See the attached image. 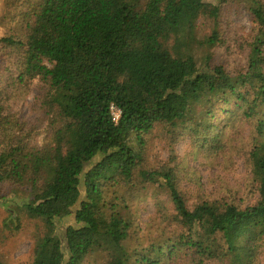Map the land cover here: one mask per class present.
I'll return each mask as SVG.
<instances>
[{"label": "trees", "instance_id": "obj_1", "mask_svg": "<svg viewBox=\"0 0 264 264\" xmlns=\"http://www.w3.org/2000/svg\"><path fill=\"white\" fill-rule=\"evenodd\" d=\"M215 1L218 12L231 0ZM238 1L254 28L241 43L246 65L234 74L212 62L215 50L229 46L218 14L206 19L203 0H146L134 15L128 0H37L29 4L23 37L0 38V186H8L0 200L22 196L8 207L5 227L18 229L20 213L41 223L30 264H82L96 250L106 255L104 264H129L132 256L160 264L179 247L197 264H255L264 247V0ZM33 81L36 106L47 117L40 144L10 105L13 91ZM197 105L208 116L221 106L231 109L229 118L252 123L254 205L239 210L202 201L190 210L170 169H140L144 137L157 124L183 125ZM205 129L210 147L216 145V132ZM135 175L162 180L184 229L176 244L128 250L133 223L121 214L129 200L122 190H135Z\"/></svg>", "mask_w": 264, "mask_h": 264}, {"label": "rangeland", "instance_id": "obj_2", "mask_svg": "<svg viewBox=\"0 0 264 264\" xmlns=\"http://www.w3.org/2000/svg\"><path fill=\"white\" fill-rule=\"evenodd\" d=\"M35 1L37 0H0V38L11 35L23 37L24 19L29 11V4ZM145 2L146 0H128L132 15ZM203 6L205 16L208 17L206 19L210 20L218 14L221 31L225 33L229 46L227 51L224 48L215 50L212 62L223 65L233 74L243 70L248 51L243 49L241 43L250 40L254 28L245 3L231 0L222 5L218 12L215 0H203ZM130 21H133L132 16ZM3 54L0 46V69L4 63ZM37 85L33 81L28 90L13 91L10 105L18 118L29 125L34 143L40 144L47 127V117L36 106ZM230 110L217 106L216 112L208 116L206 107L197 105L183 125L167 128L157 124L144 137V160L140 169H170L177 189L190 210L202 201L221 202L243 210L258 200V182L252 175L249 162L256 138L253 125L244 119L229 118ZM205 126H209L217 134H212L217 141L212 147L211 138H205ZM189 128H198L199 135L194 136ZM2 148L0 146V151ZM134 180L135 190L130 195L122 190L129 200L123 205L121 214L129 217L133 223L126 242L128 250L140 253L150 250L154 245L176 244L184 229L174 218L175 212L162 180L155 183L143 182L137 175ZM117 189L118 187L108 189L107 196L112 198ZM7 191L6 184L0 186L1 195ZM21 198L22 196L13 197L10 194L5 200H0V264H30L34 238L41 233V223L27 218L23 213L17 216L20 222L18 229L5 227L8 207L15 205ZM215 236L220 248L225 247L222 236L219 233ZM169 255L170 252L166 251L160 258V264H197L192 252L183 247ZM105 261L106 255L96 250L82 264H104ZM129 264H139L137 257L132 256ZM204 264H228V261L214 259ZM255 264H264V247L256 255Z\"/></svg>", "mask_w": 264, "mask_h": 264}, {"label": "built area", "instance_id": "obj_3", "mask_svg": "<svg viewBox=\"0 0 264 264\" xmlns=\"http://www.w3.org/2000/svg\"><path fill=\"white\" fill-rule=\"evenodd\" d=\"M111 111H112V115L114 117V120H117L118 116H119V112L113 108H111Z\"/></svg>", "mask_w": 264, "mask_h": 264}]
</instances>
